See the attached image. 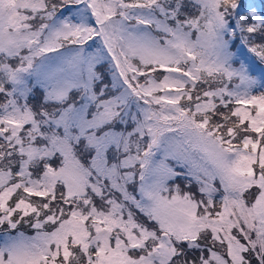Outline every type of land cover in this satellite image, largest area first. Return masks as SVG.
Here are the masks:
<instances>
[{
	"label": "snow or ice",
	"instance_id": "6c2138e0",
	"mask_svg": "<svg viewBox=\"0 0 264 264\" xmlns=\"http://www.w3.org/2000/svg\"><path fill=\"white\" fill-rule=\"evenodd\" d=\"M0 264H264V0H0Z\"/></svg>",
	"mask_w": 264,
	"mask_h": 264
}]
</instances>
